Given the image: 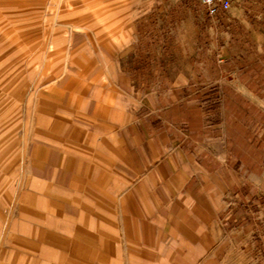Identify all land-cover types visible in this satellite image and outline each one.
<instances>
[{
  "label": "crops",
  "instance_id": "crops-1",
  "mask_svg": "<svg viewBox=\"0 0 264 264\" xmlns=\"http://www.w3.org/2000/svg\"><path fill=\"white\" fill-rule=\"evenodd\" d=\"M77 4L33 175L69 208L132 209L145 264H264V0Z\"/></svg>",
  "mask_w": 264,
  "mask_h": 264
},
{
  "label": "rangeland",
  "instance_id": "rangeland-1",
  "mask_svg": "<svg viewBox=\"0 0 264 264\" xmlns=\"http://www.w3.org/2000/svg\"><path fill=\"white\" fill-rule=\"evenodd\" d=\"M77 1L0 0V264H59V250L71 248L66 259L73 264H145V253L129 250L132 209L87 205L81 196H68L71 208L58 204L30 170L33 140L48 135L53 124L47 100L53 75L65 64L68 19ZM64 230L74 235L61 239L57 232ZM99 230L121 233L115 248L106 244L102 261L79 251L97 249Z\"/></svg>",
  "mask_w": 264,
  "mask_h": 264
},
{
  "label": "built area",
  "instance_id": "built-area-1",
  "mask_svg": "<svg viewBox=\"0 0 264 264\" xmlns=\"http://www.w3.org/2000/svg\"><path fill=\"white\" fill-rule=\"evenodd\" d=\"M209 5L210 11L214 12L218 4L222 5L224 8H228L231 4V0H202Z\"/></svg>",
  "mask_w": 264,
  "mask_h": 264
}]
</instances>
